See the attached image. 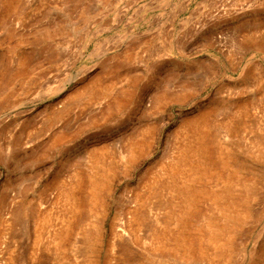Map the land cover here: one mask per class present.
<instances>
[{
    "label": "rangeland",
    "instance_id": "1",
    "mask_svg": "<svg viewBox=\"0 0 264 264\" xmlns=\"http://www.w3.org/2000/svg\"><path fill=\"white\" fill-rule=\"evenodd\" d=\"M17 2L3 15L0 0V264H161L154 243L173 248L161 232L182 205L176 132L214 102V122L243 121L210 150L218 169L219 141L231 148L245 200L222 253L194 264H264V0ZM78 178L85 197L102 181L99 200L61 253L60 191ZM198 211L216 214L205 198Z\"/></svg>",
    "mask_w": 264,
    "mask_h": 264
},
{
    "label": "bare ground",
    "instance_id": "2",
    "mask_svg": "<svg viewBox=\"0 0 264 264\" xmlns=\"http://www.w3.org/2000/svg\"><path fill=\"white\" fill-rule=\"evenodd\" d=\"M1 3L4 7L3 15H5V12L13 9L18 2L17 0H1ZM25 60V56H19L20 65H23L24 63L26 65ZM97 81H99V79ZM97 84V87L100 88L104 82ZM244 103L245 102H239L236 104V107H238L240 109L239 111L242 113H244V107L242 105ZM115 104H119V101ZM223 106L225 105L216 102L212 104L210 103L205 109H201L192 116L182 120L181 126L176 132L177 134L183 133V135H185V142L180 143L178 146V152L168 163V169L184 181V186L182 185L180 192L178 191L176 193L181 196L182 205L177 212L172 211L175 228L169 229L166 227L161 232V234H168L174 241L173 248L170 249L172 251L168 249L166 252H162V249L165 248L163 241L154 243V250L160 251V256L162 258L161 264H178V262L176 263V261H170L169 259L172 258L175 260L177 256L180 257V263L182 264L197 263L201 261V258L213 253L209 251V244L210 246H213L212 251L222 253L226 241H228L227 236L231 233L230 231H232L236 223L241 220L242 206L245 200L243 197L244 191L242 190L244 183L242 179L243 177L238 174L241 173V165L232 155H230L231 153H228V148L230 147L219 141L220 144L218 145V149L221 152L220 154H217V158L219 157V160H222L220 162L221 167L216 169L213 164V158H215L213 156L214 153L210 150L213 141H218L220 135L226 136L227 134H238L243 127V121L241 122L240 118H232L233 115L231 112L230 116L225 115L221 121H218L216 118L214 122L215 112L221 111ZM216 136L218 137V140L216 139ZM60 138L62 137L58 136V140ZM214 138L216 140H214ZM58 140L56 139L55 141ZM141 143V141L132 137L129 143L130 150L137 151V149L140 148L139 145ZM234 144L237 145L236 142H234ZM254 144L256 145V141H254ZM260 154L259 156H261ZM219 160L217 162H219ZM212 178L220 182L221 185L219 189H216L215 191H209L207 185L210 183L205 185L206 182H204L205 180H210ZM77 181L78 182L74 185V188L69 191L65 190L67 193H65L64 190L60 191V195L65 196L66 194V196L70 198L69 202L72 205V216L67 227L59 232L58 236L56 235L58 244L57 249H59L61 253H64L67 246L70 245L73 233L76 229L78 230L80 225H82V220L85 219L84 216H88V214L85 215L86 208L88 210L87 213L94 211L93 206L98 203L99 200V187L102 185V181L98 183L97 180H90L88 184L89 193L87 194L85 192L88 195L87 197L82 194V190L86 188L84 186L85 182L82 178H78ZM196 183L199 185L197 186ZM237 185L241 186V188L239 187V189H237ZM86 190L88 189L86 188ZM236 190H239V193L235 194ZM224 195H227V197L225 198ZM201 198L210 200V204L216 209V214H208L198 211V203L202 200ZM84 200L87 201L85 202ZM195 216H197V218ZM37 237H39V235ZM93 237V234L87 233L86 238L84 237V239L91 240ZM92 263L93 260H89L87 264Z\"/></svg>",
    "mask_w": 264,
    "mask_h": 264
}]
</instances>
